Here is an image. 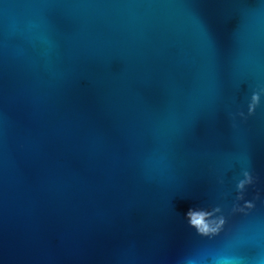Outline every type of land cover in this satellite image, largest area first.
I'll list each match as a JSON object with an SVG mask.
<instances>
[{
	"label": "water",
	"instance_id": "95a60500",
	"mask_svg": "<svg viewBox=\"0 0 264 264\" xmlns=\"http://www.w3.org/2000/svg\"><path fill=\"white\" fill-rule=\"evenodd\" d=\"M258 85L264 0H0V264H264V205L185 219L264 174Z\"/></svg>",
	"mask_w": 264,
	"mask_h": 264
},
{
	"label": "clouds",
	"instance_id": "9594fccd",
	"mask_svg": "<svg viewBox=\"0 0 264 264\" xmlns=\"http://www.w3.org/2000/svg\"><path fill=\"white\" fill-rule=\"evenodd\" d=\"M264 86H257L250 94L246 110L238 107L231 117L237 118L247 124L251 117L257 115V110L262 106ZM232 177L229 178V173ZM228 174L213 168L214 185L223 187L230 179L235 180V194L222 192L217 196L210 197L214 206L211 210L200 209L189 211L186 214V225L189 229V237L193 242L204 246L211 244L219 238L230 225L232 219L238 215L249 216L257 210L258 205H264V174L254 168L237 167ZM251 190V195L249 194ZM185 264H195L193 260L185 261ZM217 264H231L228 260L218 261Z\"/></svg>",
	"mask_w": 264,
	"mask_h": 264
}]
</instances>
